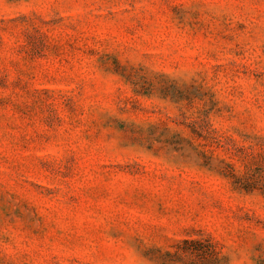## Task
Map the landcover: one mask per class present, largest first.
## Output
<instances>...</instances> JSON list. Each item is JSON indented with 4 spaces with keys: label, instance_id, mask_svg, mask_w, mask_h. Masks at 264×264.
Returning <instances> with one entry per match:
<instances>
[{
    "label": "rangeland",
    "instance_id": "obj_1",
    "mask_svg": "<svg viewBox=\"0 0 264 264\" xmlns=\"http://www.w3.org/2000/svg\"><path fill=\"white\" fill-rule=\"evenodd\" d=\"M0 264H264V0H0Z\"/></svg>",
    "mask_w": 264,
    "mask_h": 264
}]
</instances>
